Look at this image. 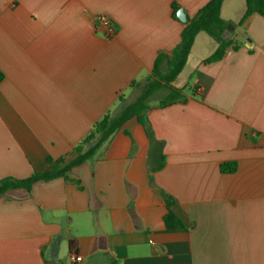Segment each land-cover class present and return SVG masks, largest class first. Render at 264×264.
Instances as JSON below:
<instances>
[{
	"label": "crops",
	"instance_id": "1",
	"mask_svg": "<svg viewBox=\"0 0 264 264\" xmlns=\"http://www.w3.org/2000/svg\"><path fill=\"white\" fill-rule=\"evenodd\" d=\"M210 1L0 0V180L76 160L97 122L157 81L185 24L174 5L189 20ZM245 12L224 0L233 44L219 62L196 37L172 83L186 102L161 108L162 84L86 162L0 198V264H264V17L239 25ZM170 198L184 228L164 224Z\"/></svg>",
	"mask_w": 264,
	"mask_h": 264
},
{
	"label": "trees",
	"instance_id": "2",
	"mask_svg": "<svg viewBox=\"0 0 264 264\" xmlns=\"http://www.w3.org/2000/svg\"><path fill=\"white\" fill-rule=\"evenodd\" d=\"M223 2L224 0H211L193 19H189L187 23L184 24L181 33V41L171 52V55L164 53L158 55L153 74L157 81L148 85L142 96L136 102L126 107L119 115L113 116L111 114H106L102 120L97 122L90 134L75 148V152L78 153V158L76 160L66 164L63 159H60L56 161L55 165L50 167V171L44 174H34L32 177L24 180L2 179L0 180V198L12 189H29L35 182L49 181L65 175L72 167L86 162L127 120L134 116L141 117V115L149 109L147 102L150 96L154 91L161 89L162 84L167 87L169 93L160 101L159 106L161 108L168 107L178 102H186L187 98L183 94V90L174 88L172 83L186 66L198 34L201 32L207 33L218 44L215 53L204 61L205 64H213L222 60L233 44L232 40L226 41L222 37L227 28V24L221 16ZM178 9V6L174 5L175 18H177ZM253 14H259L264 17V0H246V12L240 20L239 25H243ZM163 63L167 64L165 72H162L160 67ZM3 80L4 74L0 70V83ZM48 163H52L51 160L48 159ZM60 165H63V167H60ZM235 170V163H225L221 165V171L224 173L233 172ZM172 205L173 200L170 198L167 200V213L163 218L166 228L170 230L184 228L181 220L173 212Z\"/></svg>",
	"mask_w": 264,
	"mask_h": 264
},
{
	"label": "built area",
	"instance_id": "3",
	"mask_svg": "<svg viewBox=\"0 0 264 264\" xmlns=\"http://www.w3.org/2000/svg\"><path fill=\"white\" fill-rule=\"evenodd\" d=\"M97 21H98V25L101 27H104L108 30V32L111 34L112 32H114V26L112 25L110 19L105 16V15H101L97 17ZM80 260V256L76 255V254H72L71 255V261L72 262H78Z\"/></svg>",
	"mask_w": 264,
	"mask_h": 264
},
{
	"label": "water",
	"instance_id": "4",
	"mask_svg": "<svg viewBox=\"0 0 264 264\" xmlns=\"http://www.w3.org/2000/svg\"><path fill=\"white\" fill-rule=\"evenodd\" d=\"M177 17L183 23H187L188 21L187 14L183 9L178 10ZM233 29H234V26L232 24L227 25V28L222 35L224 40L228 41L230 39Z\"/></svg>",
	"mask_w": 264,
	"mask_h": 264
}]
</instances>
